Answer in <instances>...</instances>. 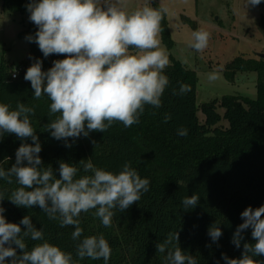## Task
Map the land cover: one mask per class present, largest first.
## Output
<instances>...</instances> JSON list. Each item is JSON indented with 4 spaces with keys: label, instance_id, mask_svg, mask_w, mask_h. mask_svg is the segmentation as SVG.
Returning <instances> with one entry per match:
<instances>
[{
    "label": "clouds",
    "instance_id": "1",
    "mask_svg": "<svg viewBox=\"0 0 264 264\" xmlns=\"http://www.w3.org/2000/svg\"><path fill=\"white\" fill-rule=\"evenodd\" d=\"M262 0H246V7H257ZM30 21L37 26L35 42L45 58L62 55L47 71L42 60L26 70L33 98L47 97L49 123L44 130L51 137L63 140L71 147L79 137L91 132H106L119 122L125 128L140 122L146 106L159 109L162 96L170 84L165 69L169 56L161 47L162 21L167 8L148 5L126 11L123 0H30L26 5ZM211 33L198 29L192 33L190 47L203 52ZM218 74H208L217 80ZM191 91L186 84L173 95ZM35 108L17 102L15 109L0 102V140L5 133L14 134L23 142L15 152V163L5 168L0 162V180L18 185L7 199L17 207L31 209L38 206L49 220L59 222L61 228L72 227L71 239L76 241L75 258L71 252L45 239L43 228L37 229L30 215L19 223L8 222L4 216V191L0 190V264H79L85 258L109 264L112 249L103 234L83 236L80 216L92 210L107 228L112 224L114 209L126 211L149 191L150 181L141 178L126 161L119 172L96 167L90 159L78 164L59 161L57 177L51 165L43 166L39 153L42 146L32 124ZM171 116L166 114L164 122ZM186 136V128L177 129ZM95 144L96 142L93 141ZM10 159V158H6ZM182 209H194L199 195L185 196ZM240 223L231 243L240 249L244 232L251 229L255 243L244 242L239 258L222 254L225 264H264L254 257L264 256V205L248 206L240 214ZM23 226V227H21ZM208 235L218 242L223 235L218 223L209 226ZM35 242L29 249L28 241ZM157 253L163 264H198L196 256L179 246V231L170 232L163 242H157ZM211 247V245H208ZM19 249V253L18 250Z\"/></svg>",
    "mask_w": 264,
    "mask_h": 264
},
{
    "label": "trees",
    "instance_id": "2",
    "mask_svg": "<svg viewBox=\"0 0 264 264\" xmlns=\"http://www.w3.org/2000/svg\"><path fill=\"white\" fill-rule=\"evenodd\" d=\"M5 9L14 13H27L30 0H2ZM264 11V0L259 5ZM156 8H161L156 6ZM264 30V17L261 19ZM37 26L30 21L21 38L35 36ZM164 42L170 48L172 41L164 16L162 32ZM30 43L29 59L22 65L23 71L17 79H12L14 66L0 67V102L15 109L17 102L35 108L33 127L42 146L39 153L43 166L51 165L59 176V161L78 164L90 159L99 168L119 172L126 161H131L141 178L150 181L149 191L139 202L126 211L114 209L110 227L105 228L93 211L80 216L83 236L103 234L112 249L109 264H163L162 255L157 253L156 243L163 242L170 232L179 231V246L197 257L198 264H225L222 254L239 258L244 242L255 243L251 229L244 232L240 249L231 243L237 226L242 223L241 213L251 206L264 205V58H237L225 74L232 82L237 73H256L258 97L255 100L237 96H227L197 104L198 76L196 72L172 60L165 69L170 84L162 96L159 109L145 107L140 122L125 128L116 122L106 132H91L88 137H79L72 146L66 147L63 140L51 137L45 131L49 123L47 97L33 98L29 81H25L26 70L35 59L42 60V70L47 71L53 61L64 59L62 55L45 58L35 42ZM14 70V69H13ZM181 84L190 87L185 95H173ZM220 103V104H219ZM225 110L222 117L217 108ZM205 116V123L199 120L198 112ZM171 119L165 123V115ZM225 120L229 127H219ZM186 128L188 134L180 136L177 129ZM93 141L96 143L94 144ZM32 143L30 139L21 141L14 134L5 133L0 140V162L7 169L15 163V152L21 143ZM6 158H10L7 159ZM18 187L0 180V190L4 191V216L8 222L19 223L25 215H30L37 229L43 228L45 239L71 252L75 258L76 241L71 239L72 227L61 228L56 220L36 206L31 209L17 207L7 197ZM199 195V203L194 209H182L181 200L185 196ZM218 223L223 235L218 242H212L209 226ZM23 227V226H21ZM32 241H28L29 249ZM211 245V247H208ZM19 253V249L17 250ZM264 261V256L254 257ZM79 264H103L102 260L85 258Z\"/></svg>",
    "mask_w": 264,
    "mask_h": 264
},
{
    "label": "rangeland",
    "instance_id": "3",
    "mask_svg": "<svg viewBox=\"0 0 264 264\" xmlns=\"http://www.w3.org/2000/svg\"><path fill=\"white\" fill-rule=\"evenodd\" d=\"M101 3L104 6L105 0ZM123 4L129 12L144 5L168 9L165 19L172 46H167L161 34V47L169 56V66L175 60L196 72L198 106L227 96L257 99L256 73H237L232 82L227 81L225 74L237 58L254 59L264 55L261 26L264 11L259 6L246 7V0H123ZM29 15V12L14 13L5 9L0 0V67L6 64L9 68H18L26 62L30 43L20 34L30 26ZM198 29L211 33L203 52L190 47L192 33ZM212 72L219 78L210 82L208 74ZM217 111L224 116V109L218 107ZM198 116L204 124L206 119L201 111ZM219 127L226 129L229 124L223 120Z\"/></svg>",
    "mask_w": 264,
    "mask_h": 264
},
{
    "label": "built area",
    "instance_id": "4",
    "mask_svg": "<svg viewBox=\"0 0 264 264\" xmlns=\"http://www.w3.org/2000/svg\"><path fill=\"white\" fill-rule=\"evenodd\" d=\"M23 71V66H20L18 68H14L12 71V79L15 80L18 78V76L22 73Z\"/></svg>",
    "mask_w": 264,
    "mask_h": 264
},
{
    "label": "water",
    "instance_id": "5",
    "mask_svg": "<svg viewBox=\"0 0 264 264\" xmlns=\"http://www.w3.org/2000/svg\"><path fill=\"white\" fill-rule=\"evenodd\" d=\"M261 57H263L264 58V55H262ZM29 59V55L27 56V60Z\"/></svg>",
    "mask_w": 264,
    "mask_h": 264
}]
</instances>
